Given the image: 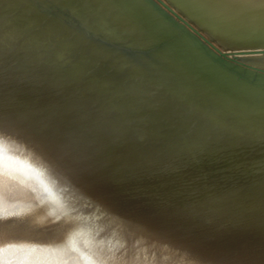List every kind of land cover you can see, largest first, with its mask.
<instances>
[{"label":"bare ground","instance_id":"6f19581e","mask_svg":"<svg viewBox=\"0 0 264 264\" xmlns=\"http://www.w3.org/2000/svg\"><path fill=\"white\" fill-rule=\"evenodd\" d=\"M0 264H264V0H0Z\"/></svg>","mask_w":264,"mask_h":264},{"label":"rangeland","instance_id":"374dc122","mask_svg":"<svg viewBox=\"0 0 264 264\" xmlns=\"http://www.w3.org/2000/svg\"><path fill=\"white\" fill-rule=\"evenodd\" d=\"M75 5H77V4H75ZM50 8H51L52 10H51ZM50 8H49V9H50V12H51V11H57V10H60V9L54 7V6H51ZM49 9H48V10H49ZM53 9H54V10H53ZM55 9H56V10H55ZM94 12H95V11H94ZM86 14H87V15H86ZM91 14H92V15H91ZM95 14H96V13H90V16H94ZM88 15H89L88 12H84L83 15H82V16H83V19L81 18L82 16L79 17V19H82V20L84 21V18H85V17L87 18ZM79 19H78V20H79ZM78 20L76 19L75 22H78ZM82 20H80V23H81ZM80 23H78L77 25H76V23H75V24L72 23V24H73L72 26H74V27H77V26H78V28H80V27H82V25H84V24H82L83 22L81 23L82 25H81ZM95 24H96V22H95ZM93 25H94V23H93ZM91 26H92V25H91ZM91 26H88V27L91 28ZM94 26H95V25H94ZM92 27H93V26H92ZM100 31H101V30H100ZM100 31H99L98 33H100ZM89 34H91V36L93 35L92 32H90V33H87V36H90ZM100 34H101V33H100ZM93 36H94V35H93ZM98 38L101 39L100 36H99ZM109 42L112 44L111 41H108L107 43H109ZM110 43H109V44H110ZM9 57H13V55H11V56H9ZM12 66H13V65H12ZM12 68L14 69V67H12ZM15 69H16V70H15ZM15 69H14V70H15L14 73H15V76H16V77L14 76V78H15V79H17V78L20 79V76H21V75H19V70H20V69H19V68H15ZM94 104H95V103H94ZM149 119H150V120H149ZM147 120H148L149 122H148ZM160 121H161V122H160ZM166 121H168V119H166V120H163V119L160 120L158 117H157V118H156V117H147V119H143V120L140 122V125H139V126H142L143 128H144V126H145L146 129H148V128H154V127H157V126H160V127H162V128L171 127V128L174 129L175 132H178V131H179V130L177 129V127H176V124L174 123V120H172V122H169V123H167ZM96 122H99V121L97 120ZM156 122H158V123H156ZM163 122H164V123H163ZM165 122H166L167 124H166ZM155 123H156V124H155ZM146 124H147V126H146ZM152 124H153V125H152ZM154 124H155V126H154ZM164 124H166V125H164ZM131 125L133 126V124H131ZM151 125H152L153 127H152ZM174 125H175V126H174ZM139 126H138V127H139ZM130 127H131V126H130ZM136 129H137V130H136ZM132 130H133V129H132ZM132 130H131V131H132ZM138 130H139V129L135 126V128H134V130H133L132 133L135 134L136 132H138ZM134 131H136V132L134 133ZM132 133H131V134H132ZM222 154H223V153H222ZM220 157H221V154L219 155V158H220Z\"/></svg>","mask_w":264,"mask_h":264}]
</instances>
